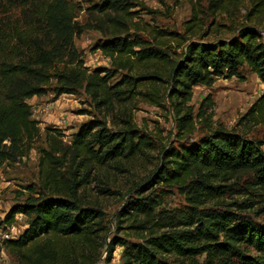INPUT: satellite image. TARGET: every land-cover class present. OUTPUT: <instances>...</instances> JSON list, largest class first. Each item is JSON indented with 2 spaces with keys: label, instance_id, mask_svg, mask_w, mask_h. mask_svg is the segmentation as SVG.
Segmentation results:
<instances>
[{
  "label": "trees",
  "instance_id": "16d2710c",
  "mask_svg": "<svg viewBox=\"0 0 264 264\" xmlns=\"http://www.w3.org/2000/svg\"><path fill=\"white\" fill-rule=\"evenodd\" d=\"M135 1L106 0L88 8L93 26L109 36L99 49L113 70L124 71L113 80V70L89 71L71 48V34L79 33L73 22L76 3L0 0L30 11L27 27L16 25L8 38L16 44L9 53L2 54L5 45L0 39V164L31 149L37 127L26 99L43 94L52 78L55 96L82 90L97 110L110 114L114 127L94 118L80 127L69 146L54 141L49 150L41 151L40 191L12 205L0 218V227H8L16 214H23L29 218L28 227L16 239L3 242L20 264H96L102 248L108 260L118 245L124 247L122 264H185L202 254V264H264V226L230 210L201 209L221 197L224 183L242 170L250 171L254 185L264 190V140L212 127L210 94L196 112L189 103L195 86L209 87L218 78L238 76L244 65L264 85V0H208L210 14L225 13L229 22L213 19L206 29L201 0H189L193 11L183 22V33L135 19L131 10ZM240 8L246 12L237 22ZM129 29L144 32L149 39H128ZM222 32L229 35L221 36ZM210 33L215 36L208 38ZM59 62L64 64L61 69ZM138 101L168 109L180 140L193 135L197 124L206 130L189 145L164 146L152 174L132 189L136 196L126 200L121 214L126 215V234L141 241L116 236L106 241L105 212L86 203L81 192L98 169L118 168L148 153L150 143L132 113ZM257 118L264 121V91L241 120ZM153 183L175 186L184 194L183 216L152 217L160 194L166 193L155 195L151 190L143 195ZM29 190L35 193L32 187ZM242 203L241 209L252 207L249 199ZM260 211L264 213V207Z\"/></svg>",
  "mask_w": 264,
  "mask_h": 264
},
{
  "label": "rangeland",
  "instance_id": "374dc122",
  "mask_svg": "<svg viewBox=\"0 0 264 264\" xmlns=\"http://www.w3.org/2000/svg\"><path fill=\"white\" fill-rule=\"evenodd\" d=\"M77 4L73 22L77 24L79 33L71 34V48L76 51L78 58L82 59L89 71L113 70L110 59L106 57L99 46L109 39L108 33L93 26L88 8L100 6L106 0H70ZM131 10L135 11V19L148 23L160 30H168L183 33V22L192 15V3L189 0H136ZM201 17L204 18V29L215 19L216 22L228 23L229 18L225 13L211 15L207 9L208 0H201ZM245 8L237 11V22L242 21ZM30 11H24L16 4L0 2V39L5 45L2 54L9 53V49L16 45L15 41L9 40L10 35L18 26V29L27 27ZM38 22V19L35 20ZM264 26V16L261 21ZM92 26H88V25ZM229 34L221 33V36ZM128 39L134 36L149 39L147 34L129 29L125 34ZM210 33L208 38L214 37ZM9 48V49H8ZM63 63H57L58 68ZM113 80L119 78L124 71L113 70ZM116 71V72H115ZM54 78L46 86L41 95H33L26 99L31 108L30 118L36 121L37 130L30 141L31 149L24 155H15L9 161L0 164V218L4 216L10 207L23 201L28 195H36L40 191L39 186V155L42 150H49V144L58 141L60 145L67 147L74 140L75 134L80 127L94 118L104 119L109 129H114L110 121V114L106 115L97 110L90 97L82 90L74 94H54ZM264 85L255 73L246 65L240 68L239 75L231 78H218L209 86H195L190 104L196 112L202 98L210 94L213 105L208 110L211 113L212 127L223 128L241 134L247 139L264 140V121L241 120L242 116L250 109L256 99L263 93ZM167 108V106H166ZM134 119L141 134L149 141L148 153L145 156L126 161L118 168L107 165L97 170L91 181L82 190L81 195L86 203L95 204L105 212V222L108 226L110 237H123L129 242H140L137 237L126 234V215L121 210L126 200L136 196L132 191L138 183L145 181L159 164L160 151L166 146L189 145L198 139L201 130L206 129L196 126L193 135L180 140L175 137L174 121L168 109L160 106L138 101L132 108ZM6 146L8 144L6 143ZM60 172L64 167H60ZM224 194L210 200L201 207L204 211L230 210L238 214L240 218L249 219L255 225L264 226V213L260 211L264 207V190L254 185V177L250 171L242 170L236 173L226 183ZM30 187L34 189L31 192ZM158 195L166 191L156 206L152 217L164 218L166 215L176 217L183 216L187 210V202L184 194L175 186H163L152 184L144 188L143 195L151 193ZM249 199L252 207L242 208V201ZM121 219V220H118ZM29 218L23 214H16L15 222L9 228H14L12 234L19 236L28 227ZM6 227H0V264H20L18 259L7 250L3 240V232ZM124 247L116 246L110 259L107 258L105 248L101 249L100 259L96 264H122ZM204 255H198L194 261L185 264H202ZM235 262L236 260L233 259ZM234 264H238L235 262Z\"/></svg>",
  "mask_w": 264,
  "mask_h": 264
},
{
  "label": "built area",
  "instance_id": "2783aa9c",
  "mask_svg": "<svg viewBox=\"0 0 264 264\" xmlns=\"http://www.w3.org/2000/svg\"><path fill=\"white\" fill-rule=\"evenodd\" d=\"M10 226H12V225H10ZM10 226L6 227V229L8 231L2 230L3 238H5V239H16L18 236H15V235L12 234L14 228H9Z\"/></svg>",
  "mask_w": 264,
  "mask_h": 264
}]
</instances>
